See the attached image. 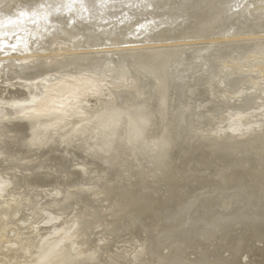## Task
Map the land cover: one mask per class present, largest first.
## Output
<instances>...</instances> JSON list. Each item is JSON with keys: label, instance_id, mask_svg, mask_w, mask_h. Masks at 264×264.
<instances>
[{"label": "bare ground", "instance_id": "1", "mask_svg": "<svg viewBox=\"0 0 264 264\" xmlns=\"http://www.w3.org/2000/svg\"><path fill=\"white\" fill-rule=\"evenodd\" d=\"M0 71V264H264V0H0Z\"/></svg>", "mask_w": 264, "mask_h": 264}, {"label": "rangeland", "instance_id": "2", "mask_svg": "<svg viewBox=\"0 0 264 264\" xmlns=\"http://www.w3.org/2000/svg\"><path fill=\"white\" fill-rule=\"evenodd\" d=\"M216 38V37H215ZM226 38V37H224ZM217 40V39H216ZM215 40V41H216ZM56 50L59 51V50H62V49H67L69 50L67 47L64 48V46H61V43H56ZM30 60H27V62L29 61H32V60H35L34 57H28ZM53 58L49 57L48 58V61H52ZM90 73L92 74H86L85 76L86 77H94V78H99L97 80H103L104 82H109V84H112V85H116V84H124L125 82L128 83L129 86H132L135 84L134 82V78H129L127 77V81H125L124 79H117L118 81H116L115 79L111 78V80H109L107 74H101L100 76H96L94 75L92 71H90ZM1 71H0V76H1ZM105 75V76H103ZM44 77V78H43ZM41 79V77L37 78V79H28V80H24V81H21V80H18L16 79H8V78H5L3 77L2 79V82H0V117H3L4 115L7 116V112H10L8 114L14 116L15 114H19L24 108L26 107H34L37 103H38V100L41 96H42V92H44V87H45V84L47 85L46 82H49L47 81L48 78H50V75H44ZM55 77V76H53ZM60 77V78H59ZM104 77V78H103ZM129 78V79H128ZM46 79V80H45ZM61 80V81H66V77H64V75H59L57 76L56 80ZM113 79V80H112ZM30 80V81H29ZM52 80H54V78H52ZM129 80V81H128ZM26 81V82H25ZM46 81V82H45ZM20 82V83H19ZM107 82V83H108ZM261 82V83H260ZM263 82V83H262ZM114 83V84H113ZM259 83L261 85V87L263 88L264 90V78L260 79L259 80ZM19 85V86H18ZM2 87V88H1ZM101 88V87H100ZM12 89V90H11ZM243 89V90H242ZM245 88H241L239 89L235 95L232 97L233 98H237V96L241 95L242 93L245 92L244 90ZM250 90V89H249ZM250 93H252L253 91L250 90L248 91ZM17 93V94H16ZM20 93V94H18ZM41 94V95H40ZM112 94V93H111ZM247 94V93H245ZM40 97H39V96ZM36 97V98H35ZM231 99V100H232ZM113 101V97L110 96V94H101L100 96L98 97H91V98H87L84 100V104L83 106L87 109H92V108H95L96 106H98V103L101 102V101ZM234 102V101H232ZM112 103V102H111ZM96 105V106H95ZM95 106V107H94ZM90 107V108H89ZM92 107V108H91ZM8 108V109H6ZM227 110V109H226ZM11 116V117H12ZM226 120H229L228 122H224L222 124V126L224 127L225 125V128H229V129H234V118L233 117H229V119H226ZM232 126V127H231ZM244 134V132L242 133ZM41 135H39L40 137ZM242 136V135H241ZM1 175V174H0ZM2 178V176H1ZM6 185V189L9 187L11 188L10 186V183H5ZM89 185V184H88ZM59 189V188H57ZM61 191V194H62V189H59ZM85 190V189H83ZM87 190V189H86ZM55 193L54 197H58L59 195V192L58 191H55L53 192ZM66 193V192H65ZM50 199V198H49ZM57 215V216H56ZM59 213H56L54 214L53 218L55 221H53V223L55 225H57L60 221H61V218L62 215H60ZM45 219V218H44ZM34 220V219H33ZM42 220V219H41ZM40 220V221H41ZM35 221V220H34ZM38 220L36 224V226L39 225V222ZM33 222V221H32ZM58 234V233H57ZM57 234L53 235V237H55Z\"/></svg>", "mask_w": 264, "mask_h": 264}, {"label": "water", "instance_id": "3", "mask_svg": "<svg viewBox=\"0 0 264 264\" xmlns=\"http://www.w3.org/2000/svg\"><path fill=\"white\" fill-rule=\"evenodd\" d=\"M262 129L263 127L262 126H260V127H258V128H256L255 130H259V129ZM250 132H252V131H250ZM245 133V132H244ZM217 135V134H216ZM79 152L80 151H78V149H76V148H73V153H74V155H79L80 156V154H79ZM111 153V152H110ZM125 161H127L128 163L129 162H132V163H134L135 162V164H137L138 162H144V161H141V160H139L138 159V162L136 161V157H134L133 156V158L132 157H128L127 156V159H125ZM90 163V162H89ZM93 163V162H92ZM98 166L100 165V163L98 162V161H96L95 162ZM101 163H102V161H101ZM103 164V163H102ZM140 165H142L143 166V164H140ZM101 166V165H100ZM153 166V165H152ZM86 168V167H85ZM87 169V168H86ZM110 170H112L110 173L113 175L114 174V172H113V169H110ZM82 173V170L80 169V174ZM110 174V175H111ZM66 178V177H65ZM90 187H92V186H88V189H90ZM82 191H86V190H83V189H81ZM67 192V191H66ZM82 194V193H81ZM111 211H113V210H111ZM111 211H108V213H110ZM61 215H63L62 214V212H61ZM114 220V219H113ZM115 220H117V219H115ZM80 221H78V223H79ZM77 223V224H78ZM114 224H116V222H113ZM80 225H81V222L79 223ZM110 223L108 222H105L101 227H99V229H101V230H104V233H107L106 231H108V230H113V226H111V225H109ZM77 226V225H76ZM75 226V227H76ZM120 231V230H119ZM109 233H113L112 231H110ZM105 234V236L106 235H108L109 237H110V234ZM115 233V234H114ZM113 233V239H114V241H115V239H116V233H117V231H115ZM118 234H119V232H118ZM232 235V237H234V239L236 238L235 237V233L234 234H231ZM104 237V236H103ZM101 238V242L103 241V242H106L105 240H109V238L108 237H105V238ZM114 241H112V242H108L107 243V246L108 247H110L111 245H114ZM100 242V243H101ZM189 244V243H188ZM190 245V244H189ZM141 248H140V247ZM145 248V249H144ZM137 250H138V252L135 254V256H134V258H133V263H131V264H135L136 262H137V260H138V257L141 259V257H143L144 255H145V253H146V246L144 245V244H141L140 242L139 243H137ZM227 254V253H226ZM147 255V254H146ZM140 259L138 260V262L140 261Z\"/></svg>", "mask_w": 264, "mask_h": 264}]
</instances>
